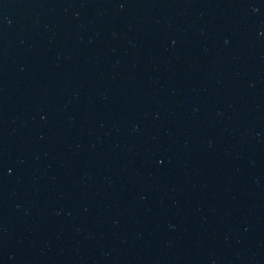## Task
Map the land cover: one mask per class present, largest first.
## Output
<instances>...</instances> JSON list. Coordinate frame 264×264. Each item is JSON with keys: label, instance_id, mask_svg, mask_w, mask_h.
Returning <instances> with one entry per match:
<instances>
[{"label": "water", "instance_id": "obj_1", "mask_svg": "<svg viewBox=\"0 0 264 264\" xmlns=\"http://www.w3.org/2000/svg\"><path fill=\"white\" fill-rule=\"evenodd\" d=\"M0 264H264V0H0Z\"/></svg>", "mask_w": 264, "mask_h": 264}]
</instances>
